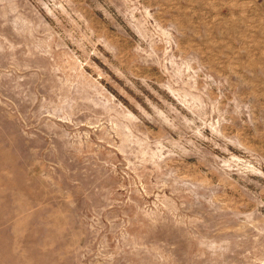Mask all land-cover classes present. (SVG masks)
I'll return each instance as SVG.
<instances>
[{
	"label": "rangeland",
	"instance_id": "obj_1",
	"mask_svg": "<svg viewBox=\"0 0 264 264\" xmlns=\"http://www.w3.org/2000/svg\"><path fill=\"white\" fill-rule=\"evenodd\" d=\"M0 264H264V0H0Z\"/></svg>",
	"mask_w": 264,
	"mask_h": 264
}]
</instances>
